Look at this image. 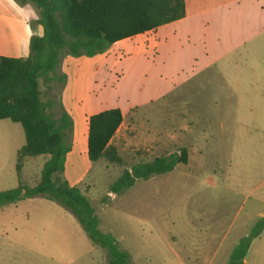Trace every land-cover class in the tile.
Wrapping results in <instances>:
<instances>
[{"label": "rangeland", "instance_id": "obj_1", "mask_svg": "<svg viewBox=\"0 0 264 264\" xmlns=\"http://www.w3.org/2000/svg\"><path fill=\"white\" fill-rule=\"evenodd\" d=\"M252 62L171 68L173 90L135 109L130 134L123 127L111 140L123 165L98 161L78 183L99 228L129 252L131 264H226L264 215V88L249 89L241 80L245 71H238ZM228 68L235 89L224 79ZM23 144L21 126L0 120V191L17 185ZM78 149L83 151L81 142ZM183 149L187 162L173 171L137 181L120 195L108 192L124 168ZM46 159L23 157L22 181L34 185ZM185 253L198 254V262L179 257ZM0 264H107V257L69 210L36 196L0 208ZM243 264H264V229Z\"/></svg>", "mask_w": 264, "mask_h": 264}, {"label": "trees", "instance_id": "obj_2", "mask_svg": "<svg viewBox=\"0 0 264 264\" xmlns=\"http://www.w3.org/2000/svg\"><path fill=\"white\" fill-rule=\"evenodd\" d=\"M36 11L34 21L43 29L32 35L25 58L0 56V120L21 126L24 144L15 164L17 185L0 191V208L36 196L69 210L94 246L101 248L107 264H131L130 254L116 239L99 228L94 206L78 185L64 177L66 155L73 143V120L61 104L66 75L65 56L93 57L105 53L123 39L156 29L185 16V0H21ZM123 120L118 108L88 119L87 158L123 165L111 140ZM44 156L40 178L32 186L22 181L23 157ZM187 162V152L155 157L124 168L109 184L108 192L120 195L137 181L166 174ZM264 229L258 218L232 248L226 264H243L253 239Z\"/></svg>", "mask_w": 264, "mask_h": 264}, {"label": "crops", "instance_id": "obj_3", "mask_svg": "<svg viewBox=\"0 0 264 264\" xmlns=\"http://www.w3.org/2000/svg\"><path fill=\"white\" fill-rule=\"evenodd\" d=\"M36 18L30 4L0 0V56H28L30 37L43 34ZM234 58L253 60L250 67L238 68L245 71L241 80L251 90L264 88V0H185V16L180 20L118 41L93 57L65 56L60 67L66 75L61 104L73 120L72 148L64 164L68 183L78 185L91 169L87 158L91 115L118 108L123 120L113 137L123 127L130 134L134 110L173 90L177 78L167 73L171 68L186 62L207 67L219 60L231 65ZM227 72L229 78L224 79L235 89L234 72L229 68ZM198 256L185 253L179 257L196 263Z\"/></svg>", "mask_w": 264, "mask_h": 264}]
</instances>
